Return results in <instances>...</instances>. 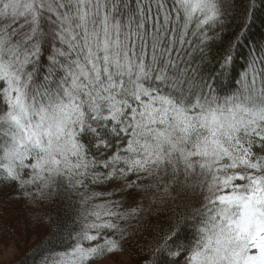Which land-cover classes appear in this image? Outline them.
<instances>
[{
	"label": "snow or ice",
	"instance_id": "snow-or-ice-1",
	"mask_svg": "<svg viewBox=\"0 0 264 264\" xmlns=\"http://www.w3.org/2000/svg\"><path fill=\"white\" fill-rule=\"evenodd\" d=\"M264 0H0V191L33 264H264ZM264 23V21H262Z\"/></svg>",
	"mask_w": 264,
	"mask_h": 264
},
{
	"label": "rangeland",
	"instance_id": "rangeland-1",
	"mask_svg": "<svg viewBox=\"0 0 264 264\" xmlns=\"http://www.w3.org/2000/svg\"><path fill=\"white\" fill-rule=\"evenodd\" d=\"M8 205V200L0 198V264L14 262L37 240L36 234L29 230L31 223L37 222L41 228L43 227V223L34 216L32 220L30 219L31 211L17 209L11 212L7 209ZM95 264H132V260L125 254L115 253L101 258Z\"/></svg>",
	"mask_w": 264,
	"mask_h": 264
},
{
	"label": "trees",
	"instance_id": "trees-1",
	"mask_svg": "<svg viewBox=\"0 0 264 264\" xmlns=\"http://www.w3.org/2000/svg\"><path fill=\"white\" fill-rule=\"evenodd\" d=\"M264 16H259L256 22V25L253 27V32L255 34V37L259 39L260 35L264 33ZM10 191V189H5L4 191H0V198L4 200H8L9 205L7 207L8 210L11 212H15L17 209H27L26 211H31L23 201H16V200H10L7 198V193ZM29 215L31 216V220L33 219V215L30 212ZM35 224L36 226H32ZM31 227H29V230L32 233L36 234L37 240L31 244L29 247L25 249L22 255H20L14 262L8 263V264H33L34 260H36L40 254L41 246L42 244L47 242L48 239V229L44 227L41 228L39 224L31 223ZM41 229V231H39ZM115 253H122L127 256H129L132 260V264H140L139 262V253L136 249V246L134 244H126L124 245V250L117 251L114 253H111L109 255L102 256L98 258L96 261L100 260L103 257L110 256ZM95 261V262H96Z\"/></svg>",
	"mask_w": 264,
	"mask_h": 264
}]
</instances>
